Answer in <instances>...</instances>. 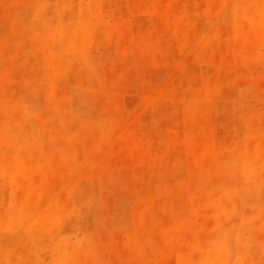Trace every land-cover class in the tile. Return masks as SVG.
Masks as SVG:
<instances>
[{"label": "rangeland", "instance_id": "obj_1", "mask_svg": "<svg viewBox=\"0 0 264 264\" xmlns=\"http://www.w3.org/2000/svg\"><path fill=\"white\" fill-rule=\"evenodd\" d=\"M0 264H264V0H0Z\"/></svg>", "mask_w": 264, "mask_h": 264}]
</instances>
